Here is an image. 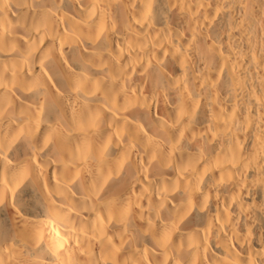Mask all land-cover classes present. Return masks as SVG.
Segmentation results:
<instances>
[{
    "label": "bare ground",
    "instance_id": "1",
    "mask_svg": "<svg viewBox=\"0 0 264 264\" xmlns=\"http://www.w3.org/2000/svg\"><path fill=\"white\" fill-rule=\"evenodd\" d=\"M0 264H264V0H0Z\"/></svg>",
    "mask_w": 264,
    "mask_h": 264
}]
</instances>
